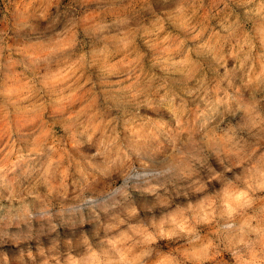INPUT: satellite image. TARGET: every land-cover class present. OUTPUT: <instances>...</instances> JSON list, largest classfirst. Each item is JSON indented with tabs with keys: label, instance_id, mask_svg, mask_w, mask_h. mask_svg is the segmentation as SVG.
Listing matches in <instances>:
<instances>
[{
	"label": "rangeland",
	"instance_id": "obj_1",
	"mask_svg": "<svg viewBox=\"0 0 264 264\" xmlns=\"http://www.w3.org/2000/svg\"><path fill=\"white\" fill-rule=\"evenodd\" d=\"M177 3L178 0H0V45L7 65L0 70V81L6 79V73L20 71L12 61L21 56L36 61L29 73L35 83L33 95L15 106L0 97V167L4 169L0 172V264H40L44 259L41 248L45 256L58 253L62 264L69 255L81 264H93L92 252L98 253L105 264H117L118 257L107 241L128 224L159 223L174 210L187 209L189 205L196 208L202 198L217 195L227 183L243 186L253 165L260 166L264 126L250 128L245 114L236 111L235 101L230 105L223 100L215 103L217 95L224 96L223 91L209 92L210 104L201 99L203 92L189 96L195 81L187 84L176 66L165 63L172 57L190 54L199 74H206L208 87L218 91L217 82L224 70L217 73L218 66L201 44L208 42L225 52L239 53L246 34L255 37L257 48L253 55L264 63V21L248 11L259 0H196L197 12L189 21L200 33L195 40L178 27L174 12ZM43 12L59 17L60 26L65 20L78 21L80 43L74 53L49 51L55 28L39 21ZM237 16L243 27L229 36L220 25ZM124 20H128L127 25L122 23ZM101 22L109 26L95 31ZM122 27L141 30L127 53L120 51L114 39ZM145 27L163 31L158 36H143ZM165 34L171 37L167 42L162 41ZM103 45V52H98ZM81 52L88 54L85 61L78 59ZM142 52L145 60L140 63ZM241 58L239 54L237 61ZM237 61L229 59L228 67ZM130 74L137 79V86L129 87ZM221 87L227 88V81ZM140 88L160 90V95L166 89L177 99L174 105L155 101L151 108L138 106L130 93ZM229 91L252 99L253 89L244 85L240 72L232 76ZM255 98L264 112V85L255 92ZM182 99L189 109L185 116L187 131L178 129L173 118V107L178 111ZM97 109L102 117H115L116 150L108 156L98 155L85 144L76 127L81 110ZM230 129L234 132L229 133ZM224 133L234 134L238 147L244 149L241 156L247 158L239 166L236 157L220 151L215 134ZM254 148L259 151L249 155ZM29 152L36 158L32 159ZM229 168L233 171L228 172ZM216 173L217 180L197 190ZM262 204L264 201H257L247 213H258ZM133 207L137 215H130ZM119 219L127 223L114 230ZM242 219L241 215H222L217 201L212 223L197 226L201 241L191 244L192 237L183 234L162 240L152 246L143 264H152L161 252L180 257L183 264H197L194 259L184 258V253L207 241L212 242L217 256L204 264H236L232 252L246 251L244 245L238 244ZM247 239L256 237L250 233ZM29 251L35 262L28 257Z\"/></svg>",
	"mask_w": 264,
	"mask_h": 264
},
{
	"label": "clouds",
	"instance_id": "obj_2",
	"mask_svg": "<svg viewBox=\"0 0 264 264\" xmlns=\"http://www.w3.org/2000/svg\"><path fill=\"white\" fill-rule=\"evenodd\" d=\"M200 6L202 7L203 5L201 4ZM248 11L257 16L261 21H264V0H259V3L255 7L248 9ZM174 12L180 30L187 32L194 40L199 39L200 33L197 28L189 23L197 12L196 0H178ZM38 19L41 23H44L45 27L52 25L55 28V39L52 40L49 51L65 54L75 52L80 43L78 38L79 33L76 31L78 27L77 20L74 18L71 22L65 20L63 26H60V18L53 17L48 12L40 13ZM114 22L112 21V23ZM122 23L127 25L128 20H124ZM155 23L154 21L153 24ZM108 26L109 23L101 22L96 26L95 31H103ZM220 27L224 33L231 36L236 30L242 28L243 25L240 22L239 16H237L235 19L230 18L227 23L221 24ZM161 31H163L162 28L153 31L145 27L141 34L143 36H158ZM140 32L141 30L138 28L122 27L119 35L114 37L118 41L120 51L127 53L132 49L136 44L137 34ZM170 39V35L167 34L162 37L163 42H167ZM145 43L148 44L147 40H145ZM104 47L105 45L98 52L102 53ZM201 48L206 50L211 61L218 66L216 69L217 73H219L221 68L224 70L223 75L217 82L219 85L218 91L215 90L214 86L212 88L208 87L206 74H199L198 65L191 58L190 54H186L179 59L172 57L170 60L165 61V63H171L177 67L179 74L185 79L187 84L191 85L195 81L196 86L189 88L188 95L195 96L203 92L204 95L201 99L205 104H210L211 102L207 99L209 92L218 94L220 91H223L224 96L221 98L217 95L215 103L219 104L223 100L224 103L230 105L231 102L235 101L236 111L245 114L250 128L255 129L264 126V112L259 110V101L255 98V92L260 91L261 85H264V63H260L258 56L253 55L256 53L257 48L255 37L251 34H246L245 42L240 47L239 53L232 51L225 52L222 48L217 49L215 45H210L208 42H203ZM3 52L4 48L0 45V70L7 67L3 62ZM239 54H242V58L237 61ZM87 56L86 52H81L78 59L85 61ZM229 59L237 61V64H234L232 68L228 67ZM144 60L145 54L142 52L139 62L143 63ZM12 63L20 71L13 75L5 74L6 79L0 81V97L7 99L11 105L15 106L18 103L27 101L33 95L35 83L29 73L35 66L36 61L32 57L21 56L19 59L12 61ZM135 71L136 69L133 68L132 72L135 73ZM236 72L242 73L244 85L253 89L252 99H245L238 92L234 94L229 91L232 87V76ZM128 79L131 81L129 87L138 85V81L134 75L130 74ZM225 81H227L228 87L222 88L221 85ZM125 91H128V88ZM130 96L137 101L138 106H147L149 108L154 106L155 101L167 102L169 105H174L177 99L176 96L170 95L166 89L163 95H160V90L153 92L149 88H140L138 91L130 93ZM188 111L187 102L183 99L178 111L173 107V118L176 121V127L181 131H187L185 116ZM76 120L78 133L84 138V143L91 145L98 155L108 156L116 150L117 137L113 132L115 117H102L98 109L90 112L81 110ZM232 132L234 130L230 129L229 133ZM229 133H224L223 135L215 134V136L219 141L220 151L227 156L236 157L239 166V162L247 157L241 156L244 149L238 147L239 141L236 140L234 134ZM205 136L210 137V134L205 133ZM189 140H192L191 136ZM257 151L259 149L254 148L249 155ZM39 154L43 155V153ZM29 155H32V153L29 152ZM35 158V155H32V159ZM20 159L23 160L24 157L21 156ZM259 160L261 162L260 166L253 165L249 170V177L243 181V186L232 182L227 183L218 189L217 195L202 198L196 208L189 205L187 209L174 210L165 218H162L159 223L152 222L149 225L142 223L128 224L125 230L119 231L118 234L112 236L107 241L118 257L117 264H143L145 258L151 254L153 245L160 243L162 240H171L181 234L192 237V240L189 241L191 244L201 241V237L197 234V226L212 223L217 215V201H219V205L222 208V215L227 217L241 215L243 217L238 229L241 234L238 244L244 245L246 251L232 252V257L236 264H264V204L261 205L258 213H247V210L251 209L257 201H264V195H259L264 193V153H261ZM3 171L4 169L0 167V172ZM227 171L232 172L233 169L229 168ZM218 177L219 173L209 177L207 183L200 184L197 190L206 188L207 185L211 184L213 180H217ZM188 212H192L193 215H187ZM137 214L138 210L133 207L130 215ZM126 223V220L119 219V223L113 225V229H119L121 225H125ZM250 233L255 235V240L247 239ZM213 249L214 246L211 241L202 242L199 247L194 248L191 252L184 253V258L194 259L197 264H204L205 261L216 259L217 253ZM27 255L35 262V257L31 251ZM40 255L44 257L40 264H62L58 253L45 256L44 249L41 248ZM4 257L8 261V256L5 255ZM90 259L93 264H105V261L96 252L91 253ZM63 264H81V261L69 255ZM108 264H112V262H108ZM152 264H183V261L180 257L170 252H161L158 254V259L154 260Z\"/></svg>",
	"mask_w": 264,
	"mask_h": 264
}]
</instances>
